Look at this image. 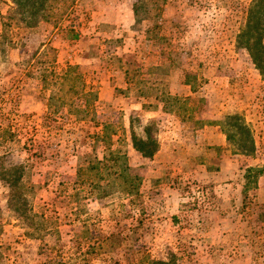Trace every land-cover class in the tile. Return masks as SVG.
<instances>
[{"label":"rangeland","instance_id":"1","mask_svg":"<svg viewBox=\"0 0 264 264\" xmlns=\"http://www.w3.org/2000/svg\"><path fill=\"white\" fill-rule=\"evenodd\" d=\"M47 2L57 25L36 21L37 5L11 19L15 1L0 0V125L15 134L0 168L24 167L26 200L52 223L42 238L25 236L0 181V264H264V174L245 189L247 169L264 166V79L248 50L264 46L249 33L251 18L264 28V0ZM139 2L150 18L135 19ZM69 65L98 94L85 120L53 98V75L40 78ZM104 125L115 132L106 142ZM131 134L150 139V156ZM108 149L126 154L133 196L118 180L104 198L76 183L81 157ZM118 231L122 249L105 242Z\"/></svg>","mask_w":264,"mask_h":264},{"label":"trees","instance_id":"2","mask_svg":"<svg viewBox=\"0 0 264 264\" xmlns=\"http://www.w3.org/2000/svg\"><path fill=\"white\" fill-rule=\"evenodd\" d=\"M15 1V8L13 9V16L10 17L13 19L17 16L19 10L24 11L27 6L31 5L39 6L37 12L34 13L35 20L39 21H50V19H54L53 23L57 25L61 19V15L55 14L50 16L47 11L52 9H48V0H14ZM68 0H61V2H67ZM56 2V1H55ZM64 5V3H62ZM161 8H156V14L154 17L159 14ZM133 14L136 20H140V16H144L146 18H150V8L147 4L138 3L133 7ZM264 17V13H262ZM251 31H249L251 37L255 35V29L259 30V36L264 34V28H261L259 18H251ZM6 26L5 22L2 25ZM264 25V23H263ZM70 35V39L77 40L79 35L75 33L72 29L68 31ZM248 50L252 56L253 63L256 67L260 70L261 74L263 75L264 79V46L261 42V38L257 41L254 48L248 46ZM40 78L43 83H46V79L49 76L53 75L54 83L58 86V93L55 98L59 101L60 105L67 106L69 114L73 115L76 120H85L87 116L93 115V106L94 103L98 100L97 92L93 90L86 91L84 86V80L80 73L77 72L76 66H67L66 69L61 71L60 73L49 72L46 73L45 69L40 71ZM82 101L80 106H77V103ZM144 107V104H143ZM94 120V117L91 118ZM228 120H234L235 122L238 120L239 124L237 127V132L239 133H249L250 130L248 126L244 123L243 120L240 119L237 115H230ZM234 122V124H235ZM233 124V123H231ZM233 124V125H234ZM230 126V124L226 123V127ZM225 126H222L223 132L226 134L227 140H231L234 137L230 134L229 130L226 129ZM228 128V127H227ZM110 129L109 125H104L103 135L100 136L103 141H109L111 136L114 133H107ZM147 130V129H146ZM236 136V134H235ZM15 138V134L8 128H2L0 125V146L4 143L11 141ZM131 140L133 147L142 154V156H150L152 152H149V149L146 148L151 143L149 142V138L147 139L148 142L145 143H138L136 142L134 135L131 134ZM248 149H251V145H249ZM246 179L247 183L245 185V189L248 188V185L252 184L253 178H257L261 174H264V166L260 169H247ZM24 167L22 165H13L11 167H1L0 168V181H3L9 189L7 195V207L8 210L11 212V217L18 222V224L24 229V235L31 237V238H42L45 234L50 233L51 229L49 220L42 215H37L35 212L32 211L31 206L28 204L26 200V192L30 190V186H26L23 182L24 178ZM87 176V179L85 178ZM111 184L110 183V179ZM138 177L136 175H131V167L128 165L127 156L124 152L120 150H111L108 149L106 155L103 156L102 160H95L90 158V156L86 155L81 157L78 165H77V180L76 183L78 185L85 186L87 185L90 189V193L94 191L96 195L100 198H104L111 194V190L109 186L116 183V181H120L119 184L121 185V190L123 193L127 195L133 196L137 193V181ZM108 180V181H107ZM103 181V184L100 182ZM108 189V190H107ZM122 231H118L114 234H110L108 238H105L106 245L110 243L108 246H111V243L115 242L119 249H122L123 241L126 239L122 236ZM98 248H102V243L97 244ZM127 248H133L132 246H128ZM131 253V250H127L126 255ZM107 260V259H106ZM129 264H177L174 259L168 260H153V259H144L139 260L137 263H129Z\"/></svg>","mask_w":264,"mask_h":264}]
</instances>
